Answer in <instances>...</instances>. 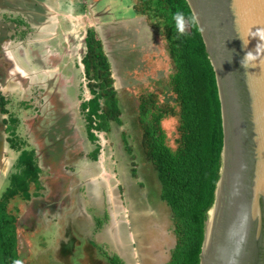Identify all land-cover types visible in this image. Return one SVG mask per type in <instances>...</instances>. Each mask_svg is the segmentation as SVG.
I'll return each mask as SVG.
<instances>
[{
  "label": "rangeland",
  "instance_id": "374dc122",
  "mask_svg": "<svg viewBox=\"0 0 264 264\" xmlns=\"http://www.w3.org/2000/svg\"><path fill=\"white\" fill-rule=\"evenodd\" d=\"M67 3L72 10L75 7L77 13L84 15L75 17L76 26L71 27L76 31L71 32L63 50L52 35L32 33L33 26L39 29L21 0H0V18L5 19L8 32L16 35L4 44L6 51L2 54H6L0 59L7 66L20 65L27 72L26 76H19V81L13 74L3 78L2 88L11 96L6 97L5 103L9 113L2 118L7 117L6 125L11 131L10 116L16 115L19 118L16 134L25 141L50 131L53 138L47 141L54 146L47 153L52 155L55 165L60 164L66 153L73 161L80 158L81 165L85 164L82 170L90 171L92 176L88 178V175L86 182L80 185L79 207L82 212L87 209L98 212L95 217L97 224L104 222V237L99 238L100 244L92 247L76 236L79 242L76 240L69 250L60 251L57 256L50 248L53 247L50 233L40 227L39 233L31 234L30 231L20 241L18 236V264H108L103 251L118 253L129 264H165L177 242L172 210L162 199V183L158 171L146 158L138 127L139 97L144 93L158 92L161 101L179 109L169 86L176 68L165 37L158 34L141 8H135L136 5L142 7L139 0H67ZM14 19L25 23L17 25ZM90 28L96 30L97 37L104 43L123 110L122 124L112 122L111 131L98 132L99 140L95 143L88 140L87 121L81 105L92 98L89 81L80 66L87 51L85 32ZM50 49L66 54V69L54 74L51 81L52 75L44 74L43 70L57 69L62 58L46 57ZM178 124L179 118L174 116L164 123L169 143L174 148ZM41 136L37 141L40 148ZM98 144L102 150L94 161L91 152ZM71 162L69 160V164ZM8 186L10 188L11 182L0 188V198ZM20 198V195L13 198L8 210L17 222L22 217L18 220L15 200ZM84 220L72 219V228L80 221L84 222L81 229H88L90 225ZM25 222L24 219L21 223L25 225Z\"/></svg>",
  "mask_w": 264,
  "mask_h": 264
},
{
  "label": "trees",
  "instance_id": "16d2710c",
  "mask_svg": "<svg viewBox=\"0 0 264 264\" xmlns=\"http://www.w3.org/2000/svg\"><path fill=\"white\" fill-rule=\"evenodd\" d=\"M142 13L147 14L158 34L164 35L168 53L176 71L169 86L175 102L161 101L158 92L139 97L138 127L148 162L158 171L162 183V199L170 206L177 236L176 246L165 264H200L209 211L215 202L217 184L221 176L224 147L222 103L216 71L188 0H139ZM134 8V9H135ZM135 9V10H136ZM182 12L185 30L178 31L175 14ZM13 22L25 23L21 19ZM0 21V55L2 44L14 38ZM87 51L83 58L85 76L92 98L82 104L90 139L98 142V132H108L112 122L122 124V107L115 87L112 63L104 43L95 29L87 31ZM2 68L0 67V78ZM4 113L7 99L1 97ZM178 117L177 146L170 145L165 129L168 117ZM16 115L10 116V141L20 151L18 171L11 186L0 200V264H18L17 218L9 213L11 200L17 196L31 198V186L40 184L34 151L27 149V141L16 134L19 125ZM132 151V146L128 147ZM102 150L98 144L95 159ZM137 170H134V174ZM12 191V192H11ZM108 264H129L120 254L103 251Z\"/></svg>",
  "mask_w": 264,
  "mask_h": 264
},
{
  "label": "water",
  "instance_id": "95a60500",
  "mask_svg": "<svg viewBox=\"0 0 264 264\" xmlns=\"http://www.w3.org/2000/svg\"><path fill=\"white\" fill-rule=\"evenodd\" d=\"M214 66L224 147L200 264H264V0H188Z\"/></svg>",
  "mask_w": 264,
  "mask_h": 264
},
{
  "label": "crops",
  "instance_id": "0c3cea01",
  "mask_svg": "<svg viewBox=\"0 0 264 264\" xmlns=\"http://www.w3.org/2000/svg\"><path fill=\"white\" fill-rule=\"evenodd\" d=\"M70 1L71 0H69V2ZM21 2L26 6V9H28L27 11H29V13L33 15L32 19L36 21L35 26L39 29L37 31L33 26L34 31L32 33L37 32L41 35H52V38H54L55 42H57V46L59 45L60 49L64 50L66 47L63 46V44L69 41L71 32L75 33L76 31V29L72 28L71 26H76L74 25L76 24V18L79 17L78 15L84 14L77 13V11H75V7H72V10L71 6H68L67 0H21ZM3 20L5 21V19ZM3 20L0 18L1 22H4ZM86 35L87 32H85L84 41L86 39ZM5 43L2 44V53L6 51V48L4 47ZM2 53L1 55L6 54ZM54 56L56 58H62V62L58 64L59 66L57 67V69L51 70L48 67V69L43 70L44 74L52 75L49 81L53 79L54 74L61 73L64 70L63 68L66 69V54L62 55L59 53H54L53 50L50 49V52L46 55V57L53 59ZM81 61H83V59ZM2 65L4 67V70L2 69V76L0 78V95L6 98L10 94L6 93L4 91V88H2L1 83L3 82V78H6L7 74H13V76L18 77L17 81H19V76H26L27 72L20 65L15 66L16 64H12V66H7L4 60L0 61L1 68ZM80 66L82 67L85 75L84 63L81 62ZM79 85L81 86V82ZM73 89L75 90L74 86ZM8 91L15 92V90ZM6 118V116L3 117V121ZM8 129V126L0 128V188L5 186L6 184L9 185L12 181L11 178L13 174L18 171V163L21 154L20 151H17L13 148V145L10 141L12 132ZM40 134H42V136ZM51 134L52 133L50 131L49 133L43 132L39 133V135L37 136L33 134V138L29 137V139H26L28 141L27 149L35 152L38 165L41 168L39 174L40 184H32L30 190V199H25L22 197L19 200H15V204H18V206L16 207L18 213L17 215H19L18 220L20 217H22V219H25L26 221L25 225L21 223L23 221L22 219H20V222H17L19 223V241L23 236H26V233L30 234V231L31 234L39 233L40 227H42L43 231H48L50 233L51 236L49 240H51L53 244V247L50 246V248L53 249L54 254L58 256L60 251L61 253H63L65 250H69L71 248L72 243L75 244V241L78 240L76 239V236L77 238L80 237V239H83L86 245L92 247L95 245L96 247L101 242L99 241V238L101 239L104 237L102 235L104 231V222L97 224L95 216H97L96 213L98 212L96 210L94 212H92V210L90 211L89 209L85 210V212H82L80 210L78 201L82 200V194H80L79 192L80 185L84 180L86 182L88 178H91L92 175L90 171L86 172L85 170H82L81 167H84L85 164L81 165L83 163L80 158L76 161H73V158H70L69 153H66V155L61 158L59 165H55L52 155H48L47 153L54 146V143L49 144V142L47 141L48 138H53L51 137ZM40 136L43 138V141L41 142V148L37 144V141L40 140ZM88 138L89 141L93 142L90 139V136ZM33 139H36L34 140V143L32 142ZM95 149L92 150L91 154H93ZM93 159L94 161L98 160L94 157ZM69 160L72 161L71 164H69ZM78 163L80 165L77 166ZM93 164L96 163L94 162ZM72 170L74 171L69 172ZM88 175H90V177H88ZM62 183L64 184V186ZM7 188L9 189V186ZM72 219H85L84 221H87L88 225L90 226L88 229L82 230L81 228L84 222L82 223L79 221V225H75L72 228ZM27 224L29 226H26ZM23 226L27 227L29 230L25 231ZM26 239V241H28V244L31 245L32 242L28 240L27 237Z\"/></svg>",
  "mask_w": 264,
  "mask_h": 264
},
{
  "label": "clouds",
  "instance_id": "9594fccd",
  "mask_svg": "<svg viewBox=\"0 0 264 264\" xmlns=\"http://www.w3.org/2000/svg\"><path fill=\"white\" fill-rule=\"evenodd\" d=\"M174 19L176 20L178 31L183 33L185 30L184 14L182 12L176 13Z\"/></svg>",
  "mask_w": 264,
  "mask_h": 264
},
{
  "label": "flooded vegetation",
  "instance_id": "af4514ba",
  "mask_svg": "<svg viewBox=\"0 0 264 264\" xmlns=\"http://www.w3.org/2000/svg\"><path fill=\"white\" fill-rule=\"evenodd\" d=\"M1 95H0V128H4V127H6L7 125H6V122H5V120L3 121V118H2V115H4L5 113H4V110H3V106L1 105ZM2 119V120H1Z\"/></svg>",
  "mask_w": 264,
  "mask_h": 264
}]
</instances>
